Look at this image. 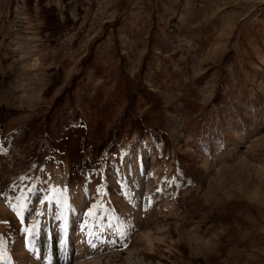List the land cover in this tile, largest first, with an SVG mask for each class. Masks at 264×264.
I'll use <instances>...</instances> for the list:
<instances>
[{
  "label": "rangeland",
  "instance_id": "1",
  "mask_svg": "<svg viewBox=\"0 0 264 264\" xmlns=\"http://www.w3.org/2000/svg\"><path fill=\"white\" fill-rule=\"evenodd\" d=\"M0 264H264V0H0Z\"/></svg>",
  "mask_w": 264,
  "mask_h": 264
},
{
  "label": "snow or ice",
  "instance_id": "2",
  "mask_svg": "<svg viewBox=\"0 0 264 264\" xmlns=\"http://www.w3.org/2000/svg\"><path fill=\"white\" fill-rule=\"evenodd\" d=\"M15 210V209H14ZM18 215H20V213H18ZM91 243V242H90Z\"/></svg>",
  "mask_w": 264,
  "mask_h": 264
}]
</instances>
